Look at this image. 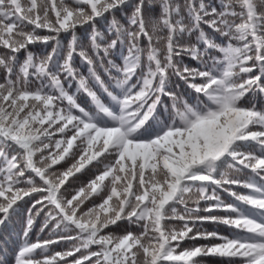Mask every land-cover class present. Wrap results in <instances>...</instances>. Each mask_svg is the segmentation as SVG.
<instances>
[{
	"label": "snow or ice",
	"instance_id": "1",
	"mask_svg": "<svg viewBox=\"0 0 264 264\" xmlns=\"http://www.w3.org/2000/svg\"><path fill=\"white\" fill-rule=\"evenodd\" d=\"M9 229L0 264H264V0H0Z\"/></svg>",
	"mask_w": 264,
	"mask_h": 264
},
{
	"label": "trees",
	"instance_id": "2",
	"mask_svg": "<svg viewBox=\"0 0 264 264\" xmlns=\"http://www.w3.org/2000/svg\"><path fill=\"white\" fill-rule=\"evenodd\" d=\"M8 233L11 234V239L9 238V234H4L3 236H0V242L7 240L9 242V245H11L13 240L15 239V234H14L13 229H9Z\"/></svg>",
	"mask_w": 264,
	"mask_h": 264
},
{
	"label": "rangeland",
	"instance_id": "3",
	"mask_svg": "<svg viewBox=\"0 0 264 264\" xmlns=\"http://www.w3.org/2000/svg\"><path fill=\"white\" fill-rule=\"evenodd\" d=\"M38 51H40V50H38Z\"/></svg>",
	"mask_w": 264,
	"mask_h": 264
}]
</instances>
